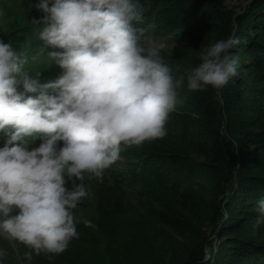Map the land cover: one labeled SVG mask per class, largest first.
I'll return each instance as SVG.
<instances>
[{
  "label": "clouds",
  "instance_id": "clouds-1",
  "mask_svg": "<svg viewBox=\"0 0 264 264\" xmlns=\"http://www.w3.org/2000/svg\"><path fill=\"white\" fill-rule=\"evenodd\" d=\"M35 7L44 16L32 22L42 42L32 59L58 49L47 58L62 75L41 83L25 67L31 39L18 48L0 41V132L7 137L0 148V240L9 246L0 258L10 248L21 264L64 253L78 238V222L93 226L74 215L89 194L85 173L100 178L124 149L163 139L184 84L148 29L133 27L144 19L139 0H39ZM238 43L229 37L202 52L187 74L188 90L221 89L238 75L230 54ZM41 134L39 147L29 149ZM73 178L80 183L69 190ZM258 211L264 216V201Z\"/></svg>",
  "mask_w": 264,
  "mask_h": 264
},
{
  "label": "rangeland",
  "instance_id": "rangeland-1",
  "mask_svg": "<svg viewBox=\"0 0 264 264\" xmlns=\"http://www.w3.org/2000/svg\"><path fill=\"white\" fill-rule=\"evenodd\" d=\"M249 1L226 0L219 6L192 1V6H181L172 14L168 20L171 26H161L163 28L159 34L149 38L160 47L163 62L172 69L173 76L177 79L184 77V84L178 89L182 103L169 115L167 135L163 139L145 142L140 147L124 149L120 159L104 170L100 178L85 173L84 184L89 194L74 209V215L78 221L90 220L93 226L86 227L78 222V238L70 242L64 253L51 260L43 254L34 255L31 261L25 260L23 264L182 263L186 253L190 254L197 247L195 236L209 235L208 227L203 226L190 206L186 207L179 191L209 198L205 194H209L214 186L213 175L206 179L199 176L209 169L204 164L211 163L207 159V144H198L200 139L192 138V134L202 137L204 141L203 132L210 134L212 131L196 120L198 114L204 112L208 114L210 124L214 121L217 111L211 104L212 98L221 104L224 111L230 103L228 101L226 104L219 94L224 87L214 89L209 86L204 90L189 91L187 74L201 63L202 52L227 38L230 11H239ZM37 3L39 0H0L2 41L16 40L20 45L35 39L37 28L32 22L44 16L35 7ZM192 127L200 129L202 134L190 130ZM40 144L30 142L29 149ZM62 146L63 142H58V147ZM158 156L169 163L181 161L177 166L185 174L191 172L190 166H194L195 174L186 178L176 173V177H173L175 180H164V177L156 174L140 184L117 181L121 177L117 170H124L119 167L120 164L128 160L157 159ZM171 159L173 162H170ZM79 183L73 178L65 186L71 190L74 184ZM6 247H9L7 242L0 240V248ZM18 248L21 255L26 250L23 245H18ZM0 259L1 262L14 260V264H21L10 248L9 255Z\"/></svg>",
  "mask_w": 264,
  "mask_h": 264
},
{
  "label": "trees",
  "instance_id": "trees-1",
  "mask_svg": "<svg viewBox=\"0 0 264 264\" xmlns=\"http://www.w3.org/2000/svg\"><path fill=\"white\" fill-rule=\"evenodd\" d=\"M192 1L219 6L226 0H139L144 19L142 24L133 22V27L148 29L145 35L149 39L166 25L171 26L168 20L172 14L181 6H192ZM229 37L239 41L230 49L232 58L238 62V75L231 77L219 94L230 106L221 110V104L212 98L211 104L217 111L214 121L210 124L208 114L204 112L196 119L212 131L210 134L203 132L204 141L192 134V138L200 139L198 144H207V159L211 163L204 164L209 169L199 176L208 178L212 174L214 186L209 194H205L208 199L179 191L186 207L190 206L203 226L208 227L209 235H196L197 247L190 254L186 253L182 263L173 261L169 264H264V216L258 211L264 201V0H250L239 11H230L226 39ZM5 41L19 47L16 40ZM31 42L29 61L25 66L29 75L41 83L54 81L64 70L55 60L50 61L47 53L59 50L47 48L43 56L33 60L32 56L36 55L42 42L36 38ZM141 44L144 46L143 38ZM18 90L22 92L23 87ZM49 94L55 93L49 90ZM190 130L202 134L200 129L192 127ZM42 139L41 134L30 142L42 143ZM6 141L7 137L0 132V147ZM164 160L161 156L128 160L119 165L124 170H117L121 175L117 181L140 184L156 174L164 180H175L176 173L186 178L195 174L194 166H190L191 172L185 174L177 166L181 161L169 163ZM1 261L0 264H14V260Z\"/></svg>",
  "mask_w": 264,
  "mask_h": 264
}]
</instances>
